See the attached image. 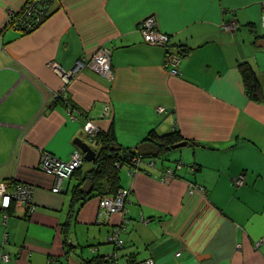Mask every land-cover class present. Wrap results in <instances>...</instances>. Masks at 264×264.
<instances>
[{
  "label": "crops",
  "instance_id": "0c3cea01",
  "mask_svg": "<svg viewBox=\"0 0 264 264\" xmlns=\"http://www.w3.org/2000/svg\"><path fill=\"white\" fill-rule=\"evenodd\" d=\"M24 1L0 0V181L31 186L36 208L28 213L13 201L8 216L0 210L2 264L94 256L106 264H264V0H53L29 33L7 26ZM148 16L169 35L165 46L144 41L138 25ZM98 50L110 53L111 80L84 65L64 85L48 65L70 70ZM167 52L176 65L165 63ZM63 87L73 116L52 102ZM88 117L113 149L159 150L137 154L132 174L120 169L124 210L105 217L100 195L73 196L76 188L89 192L80 184L94 158L59 192L38 167L44 151L64 160L74 150L84 155L79 142L95 157L100 144L82 128ZM170 135L185 144L167 143ZM115 228L118 249L107 240Z\"/></svg>",
  "mask_w": 264,
  "mask_h": 264
},
{
  "label": "built area",
  "instance_id": "2783aa9c",
  "mask_svg": "<svg viewBox=\"0 0 264 264\" xmlns=\"http://www.w3.org/2000/svg\"><path fill=\"white\" fill-rule=\"evenodd\" d=\"M51 1L53 0H25L21 9L18 11L19 13L17 16H15L16 13H9V17H11V20L9 18L11 22L10 24H12V27L22 30H32L37 28L41 24L44 16H46ZM262 5L264 7V2ZM227 27L233 29L235 25L233 23H230ZM138 28L144 41L147 43L165 46L169 40V35L167 33L161 32L156 28L155 19L153 16H148L141 20L139 22ZM167 54L165 56V63H173L174 65H176L178 61L177 58L175 57L171 59L170 54ZM48 65L55 70L64 85L70 81V79L74 75V71L77 70L78 66L86 65V67L93 69V71L109 80H111L114 76L113 70L110 65V53L107 50H98L97 52L92 54L87 61L83 62L81 60H78L75 63L74 68L70 70H64L53 60L49 61ZM63 91L64 87L54 92L52 96V102L57 100L63 101L71 111L69 112V114L73 116L74 109L68 105ZM157 110L162 113H165L167 111L164 107L161 106L157 107ZM109 112V106L105 105L102 116L108 115ZM82 128L92 138V145L94 146L95 144H97V140L95 138L99 133V129L96 127L91 117H88L85 120ZM82 161L83 155L78 150H74L65 160L44 151L43 153L41 152L38 167L42 171L57 178V183L54 187H52V191L58 192L60 190V182L63 179H68L72 175V173L81 165ZM140 162V157H136L133 160V167L129 169V172L131 174L140 170ZM177 166H180V164H177ZM171 173V168L166 169L164 172L166 177H170ZM234 182L237 184H242L243 176H238ZM31 191V186L23 184L17 180L0 181V209L7 208L9 207L11 201H16L18 203H26L28 205V211L31 213L35 209V204L30 203L32 195ZM194 191H197L196 188L191 187L189 189L190 193ZM128 193V188H122L119 189V191L115 195L104 196L100 203L98 214L99 217H105L113 212L123 211L125 198L128 196ZM141 220L147 221V219L143 217H141ZM107 240L117 245L121 243V241L118 239V232L116 229L112 234H109L107 236ZM138 264H153V262L152 260H145L143 262H139Z\"/></svg>",
  "mask_w": 264,
  "mask_h": 264
},
{
  "label": "trees",
  "instance_id": "16d2710c",
  "mask_svg": "<svg viewBox=\"0 0 264 264\" xmlns=\"http://www.w3.org/2000/svg\"><path fill=\"white\" fill-rule=\"evenodd\" d=\"M47 12H48V10H47ZM18 13L19 12L15 11L13 14H15V16H17ZM10 20H11V18H10ZM9 23H11V22H9ZM7 26H12V24H9ZM33 30L34 29L24 30V31L29 33ZM248 83H251V82H248ZM253 83L254 84L251 85V87L249 86V88H250L249 93H250L251 97L257 98V100H258V99H260V97L258 96V93L255 90V89H257L256 88L257 83H255V82H253ZM104 137L105 138L107 137V139L110 138L107 135L103 136L102 133L97 134L96 140H97V143L100 144V149H99V152L97 153V155L94 157V161H93L94 167H93V169H91L90 171L87 172V176L84 178V180L80 184V186H82V188L84 190L89 188V192L83 193L79 190V188H76L73 192L74 198L79 197L80 201L83 200L84 198H86V195L92 194V193L98 194L101 197L104 195H111V196L115 195L119 191V189L124 188V187L120 186V183H119L118 173H119L120 169L122 167H126L128 169H131L133 167V160L137 157L138 153L133 149L126 148V149H120L119 150V149L111 148L110 147L111 142L105 141L106 139ZM165 138H166V136H165ZM166 139H167V143H170V142L173 144L178 143L177 141H174V142L172 141L171 135L169 136V139L168 138H166ZM102 144H103V146H102ZM80 167L77 168L72 173V176L74 175V173L77 170L80 169ZM6 181H14V180L9 179ZM82 188L80 187V189H82ZM73 201H76V200L73 199ZM11 202H13V201H11ZM11 202H10V204H11ZM30 203H33L32 198H31ZM22 204H24L26 206L27 211H28V205L26 203H22ZM7 208L0 209L3 211L4 215H7V213H6ZM35 208H36V206H35ZM28 213H29V211H28ZM120 231H121V228H120ZM119 234H120V232H119ZM118 239L121 241V243L119 245H114V249H116V248L118 249L123 245V241L119 236H118ZM65 242L67 244H69L68 245L69 247L71 246V243L68 241V239L67 238L65 239V237H64V244H65ZM117 254H118V252H117ZM5 259H8V254H2L1 253L0 254V264H2L3 261H5ZM116 259H117L116 256L114 258H110V260L113 263H116ZM51 261H54V260H51ZM106 263H107V259L105 256H94L92 258H81V264H106Z\"/></svg>",
  "mask_w": 264,
  "mask_h": 264
},
{
  "label": "water",
  "instance_id": "95a60500",
  "mask_svg": "<svg viewBox=\"0 0 264 264\" xmlns=\"http://www.w3.org/2000/svg\"><path fill=\"white\" fill-rule=\"evenodd\" d=\"M184 144H185V142H179V143H177V144H175L173 146L174 147H178V146L184 145ZM78 146L84 152L83 159L85 161L86 160H92L94 158V152L92 150H90L85 143L79 142L78 143ZM173 146H171V147H173ZM148 147H151V148H154L155 149L154 151L148 152V154H150L152 156H156L159 153V150H158L157 147L152 146V145H149V144H146V143L145 144L142 143V144H139L137 146V148H136L138 155H140V156L143 157L147 153V151H148V150L145 151V148H148Z\"/></svg>",
  "mask_w": 264,
  "mask_h": 264
},
{
  "label": "rangeland",
  "instance_id": "374dc122",
  "mask_svg": "<svg viewBox=\"0 0 264 264\" xmlns=\"http://www.w3.org/2000/svg\"><path fill=\"white\" fill-rule=\"evenodd\" d=\"M155 26H156V23H155ZM95 139H96V138H95ZM139 167H140V166H139ZM128 170H129V169H128ZM53 177L55 178V185H56V183H57V178H56L55 176H53ZM63 180H64V179H63ZM63 180H62V181H63ZM62 181H61V182H62ZM61 182H60V183H61ZM55 185H54V186H55ZM54 186H52V187H54ZM59 188L61 189L60 185H59ZM59 191H60V190H59ZM59 191H58V192H59ZM32 194H33V193H32ZM104 196H105V195H104ZM104 196L101 197V201H102V199L104 198ZM126 198H127V197H126ZM126 198H125V200H126ZM123 207H124V206H123ZM123 207H122V209H123ZM117 212H119V211H117ZM142 221L145 222L144 220H142ZM115 229L117 230V232H118V236H119L120 228H115ZM115 229H114V230H115Z\"/></svg>",
  "mask_w": 264,
  "mask_h": 264
},
{
  "label": "clouds",
  "instance_id": "9594fccd",
  "mask_svg": "<svg viewBox=\"0 0 264 264\" xmlns=\"http://www.w3.org/2000/svg\"><path fill=\"white\" fill-rule=\"evenodd\" d=\"M74 66H75V65H74ZM73 68H74V67H73ZM72 77H73V76H72ZM81 165H82V164H81ZM81 165H80V166H81ZM80 166H79V167H80ZM79 167H78V168H79ZM128 171H129V170H128ZM71 176H72V175H71ZM71 176H70V177H71ZM70 177H69V178H70ZM64 180H65V179H64ZM105 196H111V195H105Z\"/></svg>",
  "mask_w": 264,
  "mask_h": 264
},
{
  "label": "flooded vegetation",
  "instance_id": "af4514ba",
  "mask_svg": "<svg viewBox=\"0 0 264 264\" xmlns=\"http://www.w3.org/2000/svg\"><path fill=\"white\" fill-rule=\"evenodd\" d=\"M171 172H172L171 175H173L174 170L172 168H171Z\"/></svg>",
  "mask_w": 264,
  "mask_h": 264
}]
</instances>
